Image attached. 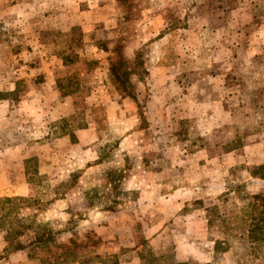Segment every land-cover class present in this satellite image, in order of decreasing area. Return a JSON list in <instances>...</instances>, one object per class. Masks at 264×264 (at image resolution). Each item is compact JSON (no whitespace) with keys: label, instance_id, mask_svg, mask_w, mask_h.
<instances>
[{"label":"rangeland","instance_id":"rangeland-1","mask_svg":"<svg viewBox=\"0 0 264 264\" xmlns=\"http://www.w3.org/2000/svg\"><path fill=\"white\" fill-rule=\"evenodd\" d=\"M43 17L38 41L0 51V199L62 242L98 232L121 264H242L235 240L215 255L226 235L207 215L264 194V0H60ZM72 28L85 58L64 66ZM7 230L0 264H41Z\"/></svg>","mask_w":264,"mask_h":264},{"label":"trees","instance_id":"trees-1","mask_svg":"<svg viewBox=\"0 0 264 264\" xmlns=\"http://www.w3.org/2000/svg\"><path fill=\"white\" fill-rule=\"evenodd\" d=\"M71 31V45H67L64 49L70 52L69 54L62 52L60 55L64 66L78 63L85 58L83 54H79L82 50L83 40L78 34H75V38H73L75 29L72 28ZM213 79L216 92H221L222 87L227 86V83L224 84L220 80L222 76L215 75ZM57 85L65 97L75 95L80 91L79 86H74L79 85L77 74L58 80ZM69 125L71 127V124ZM77 129H85V125L80 124ZM252 177L264 180V166L255 169L252 172ZM16 202L19 200L0 199V228L8 229L6 242L9 250L25 251L29 259L38 260L41 264H121L119 256L101 255L97 252L98 246L105 241L98 232L88 231L80 237L76 231H70L71 236L68 241L62 242L60 233L57 231L44 226L30 227V225H26L24 222L27 220L21 218L16 212L18 208ZM105 209L110 210L111 207ZM207 217L209 226H213L219 220L226 235L225 240L214 242L215 255L229 251L231 249L229 241L235 240L238 245L239 257L243 260L242 264H264V194L250 196L248 203L236 212L220 214L219 209H213L208 211ZM28 230L34 231V238L26 245L19 241L16 242ZM172 251L175 253V247ZM141 260L144 264H200L198 262H179L175 255L157 256L153 251L143 252Z\"/></svg>","mask_w":264,"mask_h":264},{"label":"crops","instance_id":"crops-1","mask_svg":"<svg viewBox=\"0 0 264 264\" xmlns=\"http://www.w3.org/2000/svg\"><path fill=\"white\" fill-rule=\"evenodd\" d=\"M44 1L49 2L47 5L51 6V10L44 8ZM59 8L60 0H0V51H5L22 39L26 42L28 38L38 41V38H41L39 26L42 24L43 14L54 9L57 11ZM23 27H29L32 34L25 36L24 32H21ZM2 102L0 101V105Z\"/></svg>","mask_w":264,"mask_h":264}]
</instances>
